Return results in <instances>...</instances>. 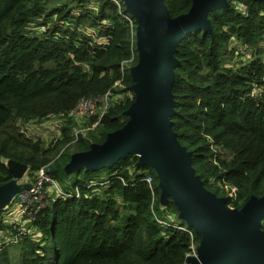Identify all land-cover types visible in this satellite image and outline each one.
Returning <instances> with one entry per match:
<instances>
[{"label":"trees","instance_id":"1","mask_svg":"<svg viewBox=\"0 0 264 264\" xmlns=\"http://www.w3.org/2000/svg\"><path fill=\"white\" fill-rule=\"evenodd\" d=\"M51 1L0 0V184L13 177L7 160L15 159L29 176L48 165L64 191L52 185L31 229L0 244V264H184L201 235L170 196L162 203L153 166L129 153L111 165L65 169L72 153L103 143L129 119L135 17L123 0ZM164 2L172 17L192 5ZM208 17L210 29L192 30L176 46L170 119L204 186L242 207L264 195V0H228ZM106 92L99 124L76 136L72 110ZM51 117L64 121L48 143L24 129ZM8 222L0 220L3 240L16 231ZM8 243L22 245L20 263Z\"/></svg>","mask_w":264,"mask_h":264},{"label":"water","instance_id":"2","mask_svg":"<svg viewBox=\"0 0 264 264\" xmlns=\"http://www.w3.org/2000/svg\"><path fill=\"white\" fill-rule=\"evenodd\" d=\"M123 1L137 22L138 62L131 66L135 99L125 111L129 119L103 143L72 153L65 169L99 168L137 154L138 163L155 169L162 203L170 196L179 218L201 235L197 254L185 264H264V195H252L242 207H229L227 197L204 186L192 165V152L180 143L170 119L175 112L176 46L188 32L210 29L208 12L228 5V0H192L189 11L176 17L164 0ZM7 165L13 177L0 184V212L17 193L32 187L30 177L25 178L26 163L9 159Z\"/></svg>","mask_w":264,"mask_h":264},{"label":"built area","instance_id":"3","mask_svg":"<svg viewBox=\"0 0 264 264\" xmlns=\"http://www.w3.org/2000/svg\"><path fill=\"white\" fill-rule=\"evenodd\" d=\"M110 96L111 94L106 92L100 96L82 98L78 102L77 106L72 110L71 114H75L76 117L80 118L95 117L89 126V129H94L99 124L103 114L109 107ZM79 133H84V129H79L76 131V136ZM28 180L32 182V187L28 190H23L20 193H17L14 197V199H17L18 201L19 212L21 213L20 218L23 219L25 217L26 220L24 223L19 221L13 225L16 231L12 234V237H10L9 241H19L23 235L27 233L28 227L26 226L25 222H31L33 219H35V215L38 210L46 204L48 197L51 195L52 185L54 187L53 191H57L59 193L64 192L61 187L52 179L49 173L48 165L43 166L35 171V173L32 175V178H29ZM146 180L151 183L152 176H147ZM49 185H51V187ZM12 209L13 207L6 210L7 212L5 211V213L8 214L10 210L12 211ZM182 228L185 229V227ZM196 249L197 245L192 244L191 251L186 254V260L190 255L197 254Z\"/></svg>","mask_w":264,"mask_h":264},{"label":"rangeland","instance_id":"4","mask_svg":"<svg viewBox=\"0 0 264 264\" xmlns=\"http://www.w3.org/2000/svg\"><path fill=\"white\" fill-rule=\"evenodd\" d=\"M58 1L59 0H52L48 4V6L58 4ZM230 61L233 62L236 60H234V58H231ZM72 118H73L72 120L76 124L73 126L74 134L76 135V131H78L79 129H84V133H82V134L86 135L87 131L89 130V126L93 121L92 118H94V117H90V118L81 117L80 118V117H76L75 114H73ZM63 121L64 120L62 118H56V117L47 118L41 122L29 121L27 123V125H24V129H26L27 133L33 134L32 136H34V137H38L39 135L46 137L49 140L45 143H48L50 141V134H55V132H56L57 135H59ZM58 123H59V125H58ZM28 177L32 178V176H29V174L26 172L25 178H28ZM72 188H73V186L71 185V189ZM12 207H13V209H12L13 211L18 207L17 199H13L12 202L8 205V207L5 208L2 212H0V220L3 218V221L6 222V219H4L5 218L4 215L6 214L5 210L11 209ZM263 221H264V219L262 220V225H263ZM4 233H6V232H3V234ZM6 237H7V235L5 236L4 240L2 238H0V244L2 242L6 243V241H9L10 238L8 239V237L7 238ZM198 244H199V242L197 243V246H198ZM6 249L10 254L9 256H10L12 263H20L21 262V260H22V255H21L22 245L21 244L8 243L6 246Z\"/></svg>","mask_w":264,"mask_h":264},{"label":"crops","instance_id":"5","mask_svg":"<svg viewBox=\"0 0 264 264\" xmlns=\"http://www.w3.org/2000/svg\"><path fill=\"white\" fill-rule=\"evenodd\" d=\"M11 211V210H10ZM9 211L8 214H5V219L7 221H9L8 223H12V225H14L16 222L22 221L24 223V221L26 220V218L24 217L23 219L20 218L21 213L19 212V207H17L14 211L12 210L11 212ZM7 212V211H6ZM20 218V219H19ZM26 226L28 227V229L30 228V223L28 221L25 222ZM13 233V232H11ZM8 237V236H7ZM6 237V238H7ZM12 237V234L8 237V239Z\"/></svg>","mask_w":264,"mask_h":264}]
</instances>
